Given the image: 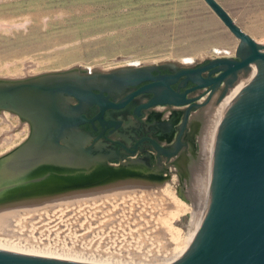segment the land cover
<instances>
[{
  "label": "rangeland",
  "instance_id": "obj_1",
  "mask_svg": "<svg viewBox=\"0 0 264 264\" xmlns=\"http://www.w3.org/2000/svg\"><path fill=\"white\" fill-rule=\"evenodd\" d=\"M217 1L246 33L264 44V0ZM237 43L203 0H0V82L26 81L72 68L102 73L135 68L139 63L191 65L195 60L214 57L213 49L233 52ZM29 128L27 120L11 113L0 116V160H4L0 175L13 170L6 166L7 161L26 158L19 143ZM199 145L195 147V165L200 163ZM189 149L182 151L191 156ZM182 151L171 161L163 159L154 164L147 157L139 158L145 161H98L106 170L136 171L151 178L148 194L160 193L163 202H170V215L166 208L162 211L168 219L173 217L170 222L166 218L169 227L165 226L167 238L165 234L163 237L168 243L176 240L169 243L173 250L191 240L207 197V179L201 168L197 172L191 160V169L183 175L173 165ZM49 160L67 162L49 154L31 163L20 162L13 171ZM138 189L147 193L146 188Z\"/></svg>",
  "mask_w": 264,
  "mask_h": 264
},
{
  "label": "water",
  "instance_id": "obj_2",
  "mask_svg": "<svg viewBox=\"0 0 264 264\" xmlns=\"http://www.w3.org/2000/svg\"><path fill=\"white\" fill-rule=\"evenodd\" d=\"M203 1L238 40L234 56L208 58L204 65L182 68L174 75L161 76L158 82L137 91L154 94L148 106L187 104V117L192 107H201L219 90L217 101L206 113L203 122L206 211L197 232L173 264H264V44H259L241 29L217 0ZM118 71H122L119 80L124 83H137L152 78L142 76L138 68L125 67ZM205 72L206 77L202 75ZM64 73L67 72L44 73L20 82H0V110L35 122L21 110V107H28L44 122L48 120L46 114H49V118L61 123L63 116L60 111L57 107L49 106L50 101H55L54 94L59 86L49 82ZM237 76L240 80L238 86L226 94ZM178 77H183L184 82H191L193 86L182 93L172 91L169 84ZM193 91L200 93L187 99L186 93ZM86 97L89 102L99 105V119L102 121V113L106 108L122 107L131 96L117 104L109 101L101 92H87ZM203 97V101H200ZM50 142L44 135L40 142L34 143L31 140L26 146H19L26 158L7 161L6 166L14 170L20 162L31 163L49 154L57 155V158L67 162L49 160L48 163L46 161L28 167L30 170L7 169L2 171L0 178L14 180L48 166L84 172L104 168L98 163L99 158L77 157L79 153L73 157L62 152L61 148L59 151L44 150L43 145ZM154 145L158 151H162L158 144ZM2 163L4 160H0ZM0 264L86 263L0 250Z\"/></svg>",
  "mask_w": 264,
  "mask_h": 264
},
{
  "label": "bare ground",
  "instance_id": "obj_3",
  "mask_svg": "<svg viewBox=\"0 0 264 264\" xmlns=\"http://www.w3.org/2000/svg\"><path fill=\"white\" fill-rule=\"evenodd\" d=\"M69 70L67 72H77L73 68ZM77 70L91 72L82 68ZM100 71L103 70L93 72ZM239 82L237 76L226 94L235 89ZM218 92L219 90L208 102L197 108H201L199 111L189 114L188 131L184 139L192 155L182 151L173 164L183 175L191 169L190 163L196 160V144L201 145L202 153L200 158L198 156L200 163L199 160L197 165L193 162V168L197 166V172L201 168L203 176L205 175L203 122L206 113L217 101ZM203 99L204 97L200 101ZM21 110L28 113L30 109L21 107ZM5 112L0 110V116ZM155 114L162 118L171 117L168 110ZM179 115L180 109H177L175 119ZM147 176L129 170L113 172L95 169L84 172L48 166L35 170L24 178L0 179V250L86 264L175 263L186 244L183 243V246L179 242L182 246L177 244L175 247H178L173 250L169 243L176 240L167 242L165 226H169L165 224V220L170 215L167 209L170 202H163L164 197L160 193L148 194L151 178L148 180ZM138 188H146L147 193L137 191ZM206 203L207 197L202 206L203 216ZM164 208L168 215L163 216L167 214H162ZM203 216L197 220L190 239L197 232ZM169 219L167 218L168 221ZM55 252L64 255H55Z\"/></svg>",
  "mask_w": 264,
  "mask_h": 264
},
{
  "label": "flooded vegetation",
  "instance_id": "obj_4",
  "mask_svg": "<svg viewBox=\"0 0 264 264\" xmlns=\"http://www.w3.org/2000/svg\"><path fill=\"white\" fill-rule=\"evenodd\" d=\"M215 57L225 56L211 58ZM207 62L208 58L195 60L191 65L184 66L170 63H139L135 68L141 71V75L152 78L137 83L121 82L119 78L122 71L119 72L118 69L102 73L72 71L62 74L63 76L59 75V78L51 79L49 82L59 86L54 94L55 101L52 103L50 101L49 106L57 107L63 116L62 122L57 123L52 120L49 114H46L48 120L45 122L42 119L39 120L34 110L30 109L27 114L35 122L28 121L29 131L25 133L24 140L18 145L26 146L31 140L34 143L40 142L45 135V139L51 142L43 145L44 150L59 151L58 149L61 148L62 152L69 153L73 157L79 153L77 157L86 156L95 160L101 158L111 163L145 161L139 159L140 157H147L153 164L163 159L171 161L188 147L184 138L188 131L189 114L199 109L192 107L188 116L185 117L187 104L148 106L154 94L149 91H137L158 82L161 76L174 75L182 68L197 67ZM151 66L154 67L147 69ZM202 75L206 77L207 72ZM192 86L193 83L184 82L183 77H178L175 82L169 84L172 91L179 93ZM87 92L94 94L101 92L109 101L116 104L131 97L122 107L106 108L102 113L101 121L99 105L89 102L86 97ZM199 93L200 91L187 92L186 98H194ZM177 109H180V115L175 119ZM161 110H168L171 117L162 118L159 114H155ZM42 132H44L43 135ZM154 143L158 144L162 151H158Z\"/></svg>",
  "mask_w": 264,
  "mask_h": 264
},
{
  "label": "built area",
  "instance_id": "obj_5",
  "mask_svg": "<svg viewBox=\"0 0 264 264\" xmlns=\"http://www.w3.org/2000/svg\"><path fill=\"white\" fill-rule=\"evenodd\" d=\"M213 52L215 53V56H225V57H232L234 54V51H229L226 49H213Z\"/></svg>",
  "mask_w": 264,
  "mask_h": 264
},
{
  "label": "crops",
  "instance_id": "obj_6",
  "mask_svg": "<svg viewBox=\"0 0 264 264\" xmlns=\"http://www.w3.org/2000/svg\"><path fill=\"white\" fill-rule=\"evenodd\" d=\"M222 23V22H221ZM223 24V23H222ZM224 26V25H223ZM225 27V26H224ZM226 28V27H225ZM227 29V28H226ZM242 29V28H241ZM228 30V29H227ZM229 31V30H228Z\"/></svg>",
  "mask_w": 264,
  "mask_h": 264
}]
</instances>
